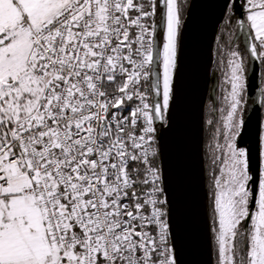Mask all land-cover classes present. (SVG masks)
<instances>
[{
  "label": "snow or ice",
  "instance_id": "6c2138e0",
  "mask_svg": "<svg viewBox=\"0 0 264 264\" xmlns=\"http://www.w3.org/2000/svg\"><path fill=\"white\" fill-rule=\"evenodd\" d=\"M225 8L240 37L218 48L209 231L215 264H264V76L246 64H264V0ZM180 13L178 0H0V264H181L156 126Z\"/></svg>",
  "mask_w": 264,
  "mask_h": 264
},
{
  "label": "water",
  "instance_id": "95a60500",
  "mask_svg": "<svg viewBox=\"0 0 264 264\" xmlns=\"http://www.w3.org/2000/svg\"><path fill=\"white\" fill-rule=\"evenodd\" d=\"M223 7L224 0H189L180 26L169 122H157L160 161L169 177L181 264H213L203 161V115ZM237 31L240 33L239 28ZM252 62L253 75L261 77L260 62ZM252 123L254 127V114Z\"/></svg>",
  "mask_w": 264,
  "mask_h": 264
},
{
  "label": "trees",
  "instance_id": "16d2710c",
  "mask_svg": "<svg viewBox=\"0 0 264 264\" xmlns=\"http://www.w3.org/2000/svg\"><path fill=\"white\" fill-rule=\"evenodd\" d=\"M178 2L181 6L180 17L182 19V18H184L189 0H178ZM226 13H227V9H225V13L223 10V14L221 16L219 26L217 29V33H216L215 42L213 45V57H212V64H211L213 67V70H218V69H216V66L218 64V48H219V46L221 44H226L227 39H228V33L234 32V30H235V23L234 22H232L230 24L225 22ZM228 14L231 15L230 13H228ZM212 81H214V80H212ZM212 86H214V83ZM213 107H216V104L213 103V93L212 94L210 93V95H209V106L204 108V115H203V125H204L203 126V161H204V167H205L207 210H208V204H209V185H210V175H209L210 157H209V154L207 152V144L209 142L210 134H211V126L207 124V121L215 118V114L212 111ZM157 137H158V133H157ZM157 146L159 148L158 144H157Z\"/></svg>",
  "mask_w": 264,
  "mask_h": 264
},
{
  "label": "flooded vegetation",
  "instance_id": "af4514ba",
  "mask_svg": "<svg viewBox=\"0 0 264 264\" xmlns=\"http://www.w3.org/2000/svg\"><path fill=\"white\" fill-rule=\"evenodd\" d=\"M225 4H224V13H225ZM237 26L235 25V30H234V32L233 33H235L236 34V36L237 37H240V33H238V31H237ZM216 38V37H215ZM215 42V41H214ZM237 43H240V40L239 39H237ZM213 57V56H212ZM246 63H248L249 64V66H250V63H251V65L253 66V73H254V64H253V62H252V59L250 58V56L248 57V58H246ZM260 67H261V75H262V64L260 63ZM216 69H218V70H213V67H212V65H211V78H210V83H209V91H208V94H207V96H206V100H205V104H204V108L205 107H207V106H209V95H210V88L212 87V85H213V83H214V81L219 77V75H220V71H219V68H218V66H216ZM212 80H214V81H212ZM252 114V113H251ZM253 115V114H252ZM251 115V116H252ZM157 126V133L159 132V126H158V124L156 125ZM252 126H253V123H252ZM249 135H251V140H249V142H251L252 141V134H251V132H250V134ZM244 137V138H243ZM242 137V140H241V143L242 144H244V143H247V141L248 140H246V138H248V133H246L244 136ZM212 254H213V257H214V254H215V252H214V249H213V246H212ZM213 262H214V260H213Z\"/></svg>",
  "mask_w": 264,
  "mask_h": 264
},
{
  "label": "rangeland",
  "instance_id": "374dc122",
  "mask_svg": "<svg viewBox=\"0 0 264 264\" xmlns=\"http://www.w3.org/2000/svg\"><path fill=\"white\" fill-rule=\"evenodd\" d=\"M224 4H225V0H224ZM223 10H224V7H223ZM223 10H222V14H223ZM184 16H185V15H184ZM183 19H184V18L181 19V23H182ZM246 64H247V69H248V75L251 77V76H253V66L251 65V63H250V66H249L248 63H246ZM219 73H220V72H219ZM219 76H220V75H219ZM261 76H264V64H262V75H261ZM218 106H219V105L216 104V107H218ZM249 115H252V114L249 113ZM250 132H251V128H250V130H249V132H248V138H246V140H248L247 143H250L249 140H251V135H249ZM243 138H244V137H243ZM208 216H209V204H208ZM212 260H214L213 264H215V254H214V257H213V254H212Z\"/></svg>",
  "mask_w": 264,
  "mask_h": 264
}]
</instances>
